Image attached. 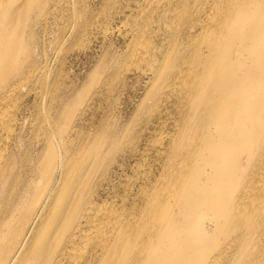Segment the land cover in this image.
<instances>
[{
	"label": "bare ground",
	"instance_id": "1",
	"mask_svg": "<svg viewBox=\"0 0 264 264\" xmlns=\"http://www.w3.org/2000/svg\"><path fill=\"white\" fill-rule=\"evenodd\" d=\"M16 1L0 0V264H264V0L142 4L157 30L134 28L129 53L155 61L153 96L173 87L177 133L131 204L132 189L97 201L126 168L115 140H80L44 96L23 154L19 104L3 112L37 73L6 35L30 7Z\"/></svg>",
	"mask_w": 264,
	"mask_h": 264
},
{
	"label": "rangeland",
	"instance_id": "2",
	"mask_svg": "<svg viewBox=\"0 0 264 264\" xmlns=\"http://www.w3.org/2000/svg\"><path fill=\"white\" fill-rule=\"evenodd\" d=\"M23 1L30 7L17 27L8 25L6 35L17 42L18 50L23 48L20 56L30 51L37 73L34 71L36 75L19 86L12 98L16 103L7 104L3 111L13 115L12 103L19 104L18 132L23 130V154H31L36 147L33 129L40 124L45 106L49 114H59L61 121H72L80 140L91 137L102 143L100 148L107 138L115 140L117 155H127L126 168L123 171L115 166L118 173L113 175L110 187L105 184L109 189L102 191L97 201L106 195H118L121 204V197L132 189L131 204L151 171L155 176L160 173L166 158V154H160L163 144L167 145L169 136L177 133L176 108L173 99L167 100L173 87L166 86L160 96H153V79L146 73L155 61L148 59L138 66L129 53L134 28H153L154 33L157 30L155 14L144 13L142 4L153 1L157 6L162 0ZM174 30H161L166 43L172 40ZM151 43L159 46L158 40ZM43 96L47 98L45 105ZM9 108L11 112L6 110ZM97 182L99 186L105 181ZM40 251L43 256L44 249Z\"/></svg>",
	"mask_w": 264,
	"mask_h": 264
}]
</instances>
